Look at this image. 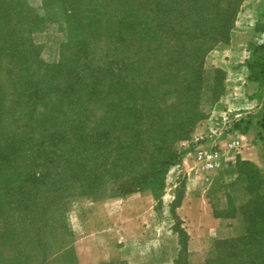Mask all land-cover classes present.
I'll list each match as a JSON object with an SVG mask.
<instances>
[{
    "label": "rangeland",
    "instance_id": "374dc122",
    "mask_svg": "<svg viewBox=\"0 0 264 264\" xmlns=\"http://www.w3.org/2000/svg\"><path fill=\"white\" fill-rule=\"evenodd\" d=\"M216 12H201L209 38L184 42L190 51L173 61L170 52L180 44L162 30L154 0H0V264H264V169L257 164L241 159L244 183L255 190L235 192L240 203L226 213L243 218H227L219 231L212 218L202 227L188 218V240L173 211L188 168L207 170L194 150L213 141L193 139L194 129L219 100L232 97L213 50L237 40L264 44V0H238L229 19L218 22ZM253 18L261 34L242 31ZM263 57L260 50L252 59L256 76ZM158 98L173 109L165 152L176 157L151 182L159 195L167 188L165 204L174 187L177 197L160 218H95L96 203L67 198L73 166L116 148L117 127L136 129L137 116L146 117V132ZM243 115L225 109L208 132L225 138ZM77 205L90 206V217L79 218ZM251 208L256 212L247 216Z\"/></svg>",
    "mask_w": 264,
    "mask_h": 264
},
{
    "label": "crops",
    "instance_id": "0c3cea01",
    "mask_svg": "<svg viewBox=\"0 0 264 264\" xmlns=\"http://www.w3.org/2000/svg\"><path fill=\"white\" fill-rule=\"evenodd\" d=\"M256 26V19L253 18L251 22L248 21L243 25L242 31L261 34V31H257ZM255 50L256 45H250L249 40L219 44L213 50L212 62L225 72L226 80L231 83L226 87V95L232 97L224 102L219 100L212 113L201 119V123L192 133L193 139L205 135L206 143L210 141L218 143L222 149V160L221 164L212 170L188 168L189 170L186 172L188 182L185 183L182 194L178 196L173 211L176 215L175 218L182 220L181 224L187 233L188 240H190V232L185 227L184 221L188 218L199 227H202L208 218H212L217 221L215 228L217 231L223 227L224 221L243 218L240 215H226L233 207V203L235 205L240 203L239 198L235 197V192L249 191L254 187L250 183H244L245 178L241 176L239 170L241 159H246L264 169V84L253 81V84H257V86L253 84L251 86V81H249L258 78V76L255 77L256 75L248 65ZM236 66L239 67L238 70L234 69ZM260 84L262 85L260 86ZM225 109H232L237 112V115H244L242 118H236L239 123H235L229 135L225 138L215 137V130H212L214 134L208 132L210 121L218 114L225 113ZM232 140H237L238 144L231 145ZM77 185V182H72L69 185L67 191L73 194L67 198L84 196L87 203H96L95 218H106L109 217V213H112L114 216L119 215V218H130L136 223L138 218L161 217L167 189L164 187L160 195L151 187H139L126 194H115L113 193L115 182L113 184L110 182L107 184V188H104L107 192L103 197L92 198L91 195L85 193L86 191H81L84 190V186H80L81 190L79 189V191ZM170 189H173V186L169 187V191ZM175 197H177V193L174 187L172 199L165 205L171 204ZM76 207L73 212H76L79 218L90 217L92 211L90 206L89 208L78 206V209ZM246 214L248 215V211ZM203 228L206 229L205 226ZM176 235L178 237L177 233Z\"/></svg>",
    "mask_w": 264,
    "mask_h": 264
},
{
    "label": "trees",
    "instance_id": "16d2710c",
    "mask_svg": "<svg viewBox=\"0 0 264 264\" xmlns=\"http://www.w3.org/2000/svg\"><path fill=\"white\" fill-rule=\"evenodd\" d=\"M154 1L155 9L162 21V30H164L166 35H170V40L180 44L179 47L172 48L170 52L173 61L180 57L185 59L186 56L182 53L190 51V47L185 45L184 42L189 41L192 44H196L198 40L209 38L207 34L201 32V25L204 19L201 12L216 9L217 22L221 18L226 20L227 18L229 19L228 13H234L237 9L238 2V0ZM158 27L159 25L154 26V31ZM161 39L163 40L164 38L161 37ZM260 50H264V44L261 46L256 45L255 54L251 57L248 64L249 68L253 62V57ZM262 61L263 70L259 72L257 79H264V57ZM252 71L253 74L257 75L255 70ZM155 102V106H157L156 116L154 120L150 121L149 129L146 132L142 130V127L145 126L146 117L142 116L141 118V115L136 117L139 119L136 129L131 128L129 125L126 129L123 124L118 126V130L115 133V136H117L116 148L111 150L110 147H104L103 150H99L92 156L75 160L72 176L68 178L65 186L69 187L72 182H77L79 186H84L83 191H86L85 193L91 196H94L93 194L96 192H103L95 198L104 196V193L107 192L104 188H107V184L110 182L112 184L115 182V189H113L115 194H126L139 187H151L159 195L158 184H153L151 181H157L160 177H163L167 166L171 164L170 159L176 157V154L172 155L170 151L165 152L166 143L169 142L170 135L173 134L175 120L171 107L165 106L162 108L159 105L162 102V98H158ZM204 117L206 116H201V119ZM129 149L133 150L131 155H129ZM154 158L158 160L153 163ZM242 164L240 162L239 165ZM140 169H142V172H140ZM81 175H85V179H80L79 176ZM117 180H121L119 184H116ZM28 182L29 178L25 177L24 183ZM250 184L255 185L253 183ZM127 186H131V188ZM254 187L252 190H255ZM251 209H248V215L256 212L255 209Z\"/></svg>",
    "mask_w": 264,
    "mask_h": 264
},
{
    "label": "built area",
    "instance_id": "2783aa9c",
    "mask_svg": "<svg viewBox=\"0 0 264 264\" xmlns=\"http://www.w3.org/2000/svg\"><path fill=\"white\" fill-rule=\"evenodd\" d=\"M230 144H238V141L232 140ZM194 156L202 162L203 168L212 170L221 164L222 149L218 143L200 145L195 148Z\"/></svg>",
    "mask_w": 264,
    "mask_h": 264
}]
</instances>
